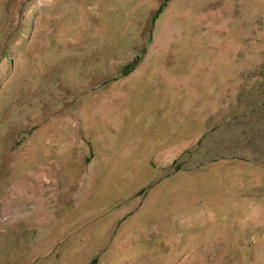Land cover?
I'll return each mask as SVG.
<instances>
[{
	"label": "rangeland",
	"instance_id": "1",
	"mask_svg": "<svg viewBox=\"0 0 264 264\" xmlns=\"http://www.w3.org/2000/svg\"><path fill=\"white\" fill-rule=\"evenodd\" d=\"M0 264H264V0H0Z\"/></svg>",
	"mask_w": 264,
	"mask_h": 264
}]
</instances>
